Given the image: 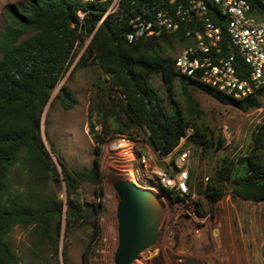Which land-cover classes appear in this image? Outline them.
Wrapping results in <instances>:
<instances>
[{
    "label": "trees",
    "instance_id": "16d2710c",
    "mask_svg": "<svg viewBox=\"0 0 264 264\" xmlns=\"http://www.w3.org/2000/svg\"><path fill=\"white\" fill-rule=\"evenodd\" d=\"M165 1L120 0L118 9L104 20L110 0H26L5 5L6 24L0 30V264H24L11 241L16 225L30 234V264H52L48 253L59 249L63 219L66 242L80 231H89L82 264H94V250L103 238L102 203L84 201L81 185H93L95 196L103 199L101 156L110 139L120 135L132 141L145 138L163 156L174 152L183 135L205 153L222 149L226 139L205 124V111L194 88L242 111L259 107L263 86L238 99L178 71L173 51L190 42L183 30L129 41L126 30L131 17L144 10L152 12ZM222 26V46L235 52L228 47L226 23ZM89 37L90 49L80 64L86 65L94 55L91 63L105 74L94 83L97 94L89 107L95 165L92 170L71 166L53 145L60 169L43 138V113L77 48ZM237 60L247 77V64L239 55ZM155 74L167 86L171 109L154 85ZM58 97L65 109L77 102L67 86ZM192 175L193 171L191 188ZM62 181L65 198L55 191ZM229 188L241 199L264 201V124L255 132L250 148L242 155L223 157L209 181L197 185V192L214 206ZM64 254L70 264L67 248Z\"/></svg>",
    "mask_w": 264,
    "mask_h": 264
},
{
    "label": "rangeland",
    "instance_id": "374dc122",
    "mask_svg": "<svg viewBox=\"0 0 264 264\" xmlns=\"http://www.w3.org/2000/svg\"><path fill=\"white\" fill-rule=\"evenodd\" d=\"M25 1L0 0V30L6 24L3 15L5 5ZM90 42L91 37L77 48L66 72L53 89L43 113V138L60 169L53 145L71 166L92 170L95 165L96 142L90 135L89 107L97 94L94 83L99 78H105V74L99 65L91 63L94 55L89 57L86 65L80 64L88 54ZM182 48L178 46L173 55L177 56ZM154 85L162 92L167 107L171 109L168 89L160 74L154 75ZM64 86L70 88L77 99L71 109H65L58 97ZM176 93L180 98L179 90ZM193 93L205 111V124L217 135L225 137L224 147L219 150L213 148L205 153L202 146L187 138L174 152L163 156L145 138L131 140L132 144L124 142L125 146L117 139L106 142L101 156L105 189L103 199L95 196L93 185H81L84 201L92 205L102 203L100 223L103 238L94 250V264H115L114 255L118 246L117 208L120 199L113 183L118 179L131 180L130 173L134 168L142 174L138 182L158 194L163 204V214L158 240L132 264H264V201L241 199L229 188L226 196L211 206L197 192V185L206 184V178L214 175L223 157H236L250 148L255 132L264 124V94L260 98L259 107L242 111L233 105L219 102L202 89L194 88ZM181 147L191 150L188 164L190 176L193 171V187L190 190L196 194V199L193 202L183 200L174 208L168 206L167 198L160 190L155 176L141 168L139 157L145 155L152 165L172 167ZM65 188L64 181L57 183V196L65 198ZM172 200L174 203L177 201L173 197ZM62 228L59 249L56 253H48V261L52 264H66L64 251L67 248L70 264H82L89 231H80L66 242L65 219ZM11 241L22 262L30 264L33 257L29 232L16 225L11 233Z\"/></svg>",
    "mask_w": 264,
    "mask_h": 264
},
{
    "label": "built area",
    "instance_id": "2783aa9c",
    "mask_svg": "<svg viewBox=\"0 0 264 264\" xmlns=\"http://www.w3.org/2000/svg\"><path fill=\"white\" fill-rule=\"evenodd\" d=\"M119 3L120 0H110L102 20L116 11ZM224 22L228 47L235 48V52L222 46ZM129 28L131 32L126 34L129 41L183 30L190 42L175 58L178 71L228 95L242 99L258 87H264V0H260L259 5L252 0H166L152 12L144 10L132 16ZM237 55L248 66L247 77L243 76L245 72ZM192 131L189 129V133ZM187 138L188 135H183L179 145ZM115 139L121 145L124 142L132 144L124 135ZM179 151L172 167L152 165L145 155L139 157L141 168L155 176L168 206L174 208L183 200L193 202L196 199L189 183L191 150L181 147ZM141 176L139 169H132L131 181L145 188L138 182ZM208 180L206 178V183ZM175 195L180 198L174 203L172 197Z\"/></svg>",
    "mask_w": 264,
    "mask_h": 264
},
{
    "label": "water",
    "instance_id": "95a60500",
    "mask_svg": "<svg viewBox=\"0 0 264 264\" xmlns=\"http://www.w3.org/2000/svg\"><path fill=\"white\" fill-rule=\"evenodd\" d=\"M131 29L126 30V34ZM113 187L119 196L118 246L115 264H132L159 238L163 204L155 192L131 180L118 179Z\"/></svg>",
    "mask_w": 264,
    "mask_h": 264
},
{
    "label": "bare ground",
    "instance_id": "6f19581e",
    "mask_svg": "<svg viewBox=\"0 0 264 264\" xmlns=\"http://www.w3.org/2000/svg\"><path fill=\"white\" fill-rule=\"evenodd\" d=\"M126 144H124V146H125Z\"/></svg>",
    "mask_w": 264,
    "mask_h": 264
}]
</instances>
